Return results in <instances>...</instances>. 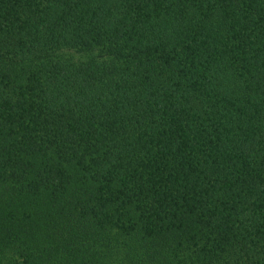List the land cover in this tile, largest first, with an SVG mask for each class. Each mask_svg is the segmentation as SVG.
Here are the masks:
<instances>
[{"label": "trees", "instance_id": "16d2710c", "mask_svg": "<svg viewBox=\"0 0 264 264\" xmlns=\"http://www.w3.org/2000/svg\"><path fill=\"white\" fill-rule=\"evenodd\" d=\"M0 264H264V0H0Z\"/></svg>", "mask_w": 264, "mask_h": 264}]
</instances>
